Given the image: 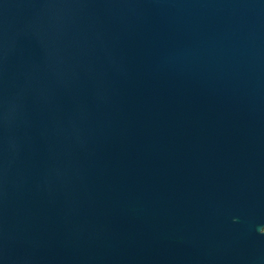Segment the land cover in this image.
<instances>
[{"label": "water", "instance_id": "95a60500", "mask_svg": "<svg viewBox=\"0 0 264 264\" xmlns=\"http://www.w3.org/2000/svg\"><path fill=\"white\" fill-rule=\"evenodd\" d=\"M0 264H264V0H0Z\"/></svg>", "mask_w": 264, "mask_h": 264}]
</instances>
